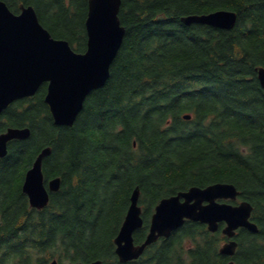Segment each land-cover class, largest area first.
<instances>
[{
	"label": "trees",
	"instance_id": "1",
	"mask_svg": "<svg viewBox=\"0 0 264 264\" xmlns=\"http://www.w3.org/2000/svg\"><path fill=\"white\" fill-rule=\"evenodd\" d=\"M20 12L33 6L55 38L87 49L89 0H4ZM228 9L233 28L186 24L182 17ZM126 27L106 85L93 91L73 126L57 125L35 96L0 114V133L31 128L0 158V264H226L227 237L186 223L138 260L121 263L118 234L136 186L144 240L158 201L191 186L230 182L253 206L259 231L241 228L236 264H264V0H122ZM190 113L192 117L186 119ZM135 142L137 145H135ZM47 146L46 179L62 178L44 209L30 206L22 186Z\"/></svg>",
	"mask_w": 264,
	"mask_h": 264
},
{
	"label": "water",
	"instance_id": "2",
	"mask_svg": "<svg viewBox=\"0 0 264 264\" xmlns=\"http://www.w3.org/2000/svg\"><path fill=\"white\" fill-rule=\"evenodd\" d=\"M86 18L87 49L75 51L66 39L55 38L40 21L36 9L21 5V12L12 11L0 0V113L13 102L34 96L44 83H48L45 101L57 125L73 126L84 108L88 96L106 85L111 66L122 47L126 27L120 19L122 0H89ZM184 23H204L222 29H231L237 21V13L219 9L209 13L183 16ZM258 76L264 86V67H258ZM190 118L191 115L185 116ZM30 127H8L0 134V157L8 153V145L14 139H27ZM52 152L42 149L32 167L27 171L23 191L32 207L45 208L50 193L58 191L60 176L46 181L44 159ZM141 189L135 187L124 222L115 238L116 253L121 262L138 259L146 248L160 237H170L186 220L200 221L216 232L224 223L222 232L229 238L220 252L233 257L238 241L239 228L257 233L259 227L252 220L253 205L248 200L239 204L219 201L236 200L240 194L235 184L216 182L205 187L192 186L164 197L156 205L149 232L145 240L136 244L134 233L143 226L142 207L139 204ZM77 261L70 264H102ZM50 264H59L54 259ZM227 264H235L230 260Z\"/></svg>",
	"mask_w": 264,
	"mask_h": 264
}]
</instances>
